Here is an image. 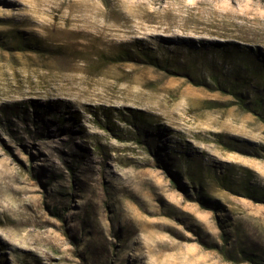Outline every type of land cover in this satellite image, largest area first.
<instances>
[{
  "label": "rangeland",
  "instance_id": "374dc122",
  "mask_svg": "<svg viewBox=\"0 0 264 264\" xmlns=\"http://www.w3.org/2000/svg\"><path fill=\"white\" fill-rule=\"evenodd\" d=\"M260 64L264 0H0V264H264Z\"/></svg>",
  "mask_w": 264,
  "mask_h": 264
},
{
  "label": "trees",
  "instance_id": "16d2710c",
  "mask_svg": "<svg viewBox=\"0 0 264 264\" xmlns=\"http://www.w3.org/2000/svg\"><path fill=\"white\" fill-rule=\"evenodd\" d=\"M143 56L147 59V60H149V61H151L152 62V59L151 58H148V56L146 55V54H144L143 53ZM153 64H157L156 63V60H153ZM213 63V62H212ZM262 64V63H261ZM259 65L257 68H255L256 70H258L260 73L262 72L263 74H264V67H263V65ZM256 67V66H255ZM249 69H252V68H249ZM209 77V76H208ZM212 77H214V81H216L215 83H214V85L216 86V87H218V88H221L222 86L217 82V78H218V76H215V75H212ZM263 77H264V75H263ZM213 81V82H214ZM223 89H224V87H222ZM240 104L241 105H243L244 104V101L243 100H240ZM261 104H259L258 103V101H256V106H260ZM255 111H257V109H254ZM163 168H166L163 164H160ZM165 170H167V169H165Z\"/></svg>",
  "mask_w": 264,
  "mask_h": 264
}]
</instances>
